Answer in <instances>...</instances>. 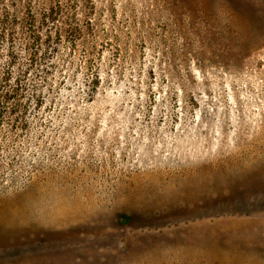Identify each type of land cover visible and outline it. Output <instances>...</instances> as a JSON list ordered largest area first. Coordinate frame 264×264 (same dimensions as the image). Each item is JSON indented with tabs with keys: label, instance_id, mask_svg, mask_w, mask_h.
I'll list each match as a JSON object with an SVG mask.
<instances>
[{
	"label": "rangeland",
	"instance_id": "374dc122",
	"mask_svg": "<svg viewBox=\"0 0 264 264\" xmlns=\"http://www.w3.org/2000/svg\"><path fill=\"white\" fill-rule=\"evenodd\" d=\"M26 1L59 23L0 264H264V0Z\"/></svg>",
	"mask_w": 264,
	"mask_h": 264
},
{
	"label": "trees",
	"instance_id": "16d2710c",
	"mask_svg": "<svg viewBox=\"0 0 264 264\" xmlns=\"http://www.w3.org/2000/svg\"><path fill=\"white\" fill-rule=\"evenodd\" d=\"M31 10L30 1L0 0V144L3 146H9L10 132L12 140H17L16 135L28 129L29 113L44 105L41 91L48 86L54 68L56 38L52 26L59 23L58 12L53 8L43 9L42 20L38 22ZM56 34L60 39V34Z\"/></svg>",
	"mask_w": 264,
	"mask_h": 264
}]
</instances>
